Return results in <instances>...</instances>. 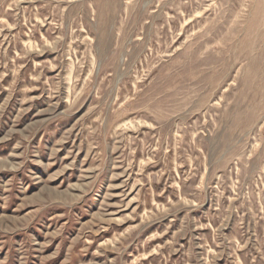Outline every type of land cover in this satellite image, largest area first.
Here are the masks:
<instances>
[{
    "label": "rangeland",
    "instance_id": "1",
    "mask_svg": "<svg viewBox=\"0 0 264 264\" xmlns=\"http://www.w3.org/2000/svg\"><path fill=\"white\" fill-rule=\"evenodd\" d=\"M0 264H264V0H0Z\"/></svg>",
    "mask_w": 264,
    "mask_h": 264
}]
</instances>
